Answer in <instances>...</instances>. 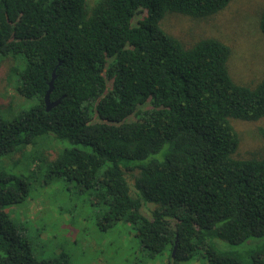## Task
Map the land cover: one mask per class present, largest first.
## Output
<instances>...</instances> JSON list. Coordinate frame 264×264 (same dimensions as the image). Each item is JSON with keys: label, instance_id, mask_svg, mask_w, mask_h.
I'll return each mask as SVG.
<instances>
[{"label": "trees", "instance_id": "obj_1", "mask_svg": "<svg viewBox=\"0 0 264 264\" xmlns=\"http://www.w3.org/2000/svg\"><path fill=\"white\" fill-rule=\"evenodd\" d=\"M233 1L0 0V63H25L5 79L32 102L17 115L0 106V158L27 166L0 169V264H54L33 255L5 211L29 198L30 180L92 191L105 226L135 230L137 263L249 264L215 240L264 237V157H236L233 124L264 117V77L237 82L225 38L187 44L162 26L170 14L207 19ZM259 27L264 36V10ZM54 71L50 99L60 103L47 111Z\"/></svg>", "mask_w": 264, "mask_h": 264}, {"label": "rangeland", "instance_id": "obj_2", "mask_svg": "<svg viewBox=\"0 0 264 264\" xmlns=\"http://www.w3.org/2000/svg\"><path fill=\"white\" fill-rule=\"evenodd\" d=\"M88 1L93 4L95 0ZM263 10L264 0H234L216 16L198 20L170 14L162 26L187 44L211 36L232 42L234 55L229 68L233 78L239 83L255 84L264 77V36L259 27ZM16 57L15 62L8 57L0 63V106L12 105L6 113L15 115L32 104L7 85L5 76L11 68L22 69L25 66L24 57ZM233 124L240 136L236 157H264V137L261 134L264 117L255 122L237 120ZM61 147L55 144L51 154L54 156ZM14 158H21L20 154H14ZM4 159L0 158V169L8 174L27 172L26 165L16 166L13 161L9 163ZM133 175L126 176L132 187ZM30 188L31 194L25 202L8 206L5 211L17 225L21 236L29 241L37 259L53 261L54 264H140L137 261L141 258L142 249L135 230L126 223L105 226L101 220L105 208L94 202L92 191H80L67 182H53L43 190L33 180H30ZM154 208L149 205L150 210ZM215 243L220 250L239 252L249 264L264 262V237L253 238L240 245H230L219 239ZM168 261L165 255L160 261L148 263L167 264Z\"/></svg>", "mask_w": 264, "mask_h": 264}, {"label": "water", "instance_id": "obj_3", "mask_svg": "<svg viewBox=\"0 0 264 264\" xmlns=\"http://www.w3.org/2000/svg\"><path fill=\"white\" fill-rule=\"evenodd\" d=\"M55 78H56V74H55V71H54L53 75H52V79L50 81V88H49V90L47 91V93L45 95V104H46V110L47 111H49L52 108L56 107L60 103V100H57V101L53 102L50 99V94H51V92L53 90V87H54ZM176 252H177V240L175 242V245H174V248H173V251H172V260L176 259ZM168 264H172L171 261Z\"/></svg>", "mask_w": 264, "mask_h": 264}]
</instances>
